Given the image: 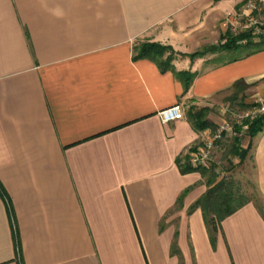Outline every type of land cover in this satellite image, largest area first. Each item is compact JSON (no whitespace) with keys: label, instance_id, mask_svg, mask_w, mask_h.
Wrapping results in <instances>:
<instances>
[{"label":"crops","instance_id":"1","mask_svg":"<svg viewBox=\"0 0 264 264\" xmlns=\"http://www.w3.org/2000/svg\"><path fill=\"white\" fill-rule=\"evenodd\" d=\"M244 2L0 0V264H264V131L239 141L243 161L212 154L258 200L214 244L192 210L206 187L175 163L210 131L191 108L216 127L235 82L242 103L264 98V50L189 58L225 42ZM144 39L182 55L171 68L195 74L186 93L133 59ZM177 104L183 119L162 124Z\"/></svg>","mask_w":264,"mask_h":264},{"label":"trees","instance_id":"2","mask_svg":"<svg viewBox=\"0 0 264 264\" xmlns=\"http://www.w3.org/2000/svg\"><path fill=\"white\" fill-rule=\"evenodd\" d=\"M223 38L225 42L219 46V52L237 51L241 48L242 45L239 43L243 40H246L245 47L250 50L248 55L264 50V41L253 43L250 40V36L245 33L233 34L228 30L225 32ZM132 51L134 60H148L154 63L161 72L171 71L176 80L182 85L184 93L189 90L195 78V74L190 72H174L172 70L171 61L176 55H182L174 53L169 46H163L144 39L138 40ZM213 52L214 49L204 53L200 52L190 55L189 58L194 59ZM247 88L248 87L243 81L235 82L230 89V94L226 98V101L239 105L243 108V110L247 109L250 105L248 106L242 103L243 93ZM204 113V109L194 110L191 108L188 111V119L192 127L195 131H214L216 127L203 119ZM247 125V134H245L242 138L249 137L251 139L256 134L264 131V116L253 121H249ZM242 138H233L219 144V147H225V151L222 152V157L227 158V156H236L240 159V161H243L248 153V150H243L240 147L239 141ZM195 149L196 148L190 150V153L194 152ZM175 163L181 174H187L192 171L198 172L202 179V183L206 187V192L194 204L192 210L200 209L203 223L206 231L208 232L211 244H214V236L224 219L234 214L247 203L251 201H255L256 203L258 202V200L252 196H247V194L242 191V187L239 186V182L233 180L231 176L226 175L227 170L215 162H210L207 167L198 168L191 167L186 158L183 160L177 158ZM183 195L184 193L178 199V205L180 204ZM0 196H4V192L1 187Z\"/></svg>","mask_w":264,"mask_h":264},{"label":"built area","instance_id":"3","mask_svg":"<svg viewBox=\"0 0 264 264\" xmlns=\"http://www.w3.org/2000/svg\"><path fill=\"white\" fill-rule=\"evenodd\" d=\"M224 27L233 34H248L253 43L264 41V0H245L240 13L232 22H226ZM239 44L245 45L246 40ZM222 113L228 119L225 118L214 131H206L200 145L189 154L191 167H207L219 144L247 134L248 122L264 116V98L256 99L240 112H232L228 106H224ZM158 116L162 124H167L182 120L184 114L182 107L177 104L159 112Z\"/></svg>","mask_w":264,"mask_h":264},{"label":"rangeland","instance_id":"4","mask_svg":"<svg viewBox=\"0 0 264 264\" xmlns=\"http://www.w3.org/2000/svg\"><path fill=\"white\" fill-rule=\"evenodd\" d=\"M219 46L216 48V49H214V52L213 53H219ZM212 53V54H213ZM241 53V51L240 50H238L237 51V54L236 55H238V54H240ZM234 54V52L233 53H231V55H233ZM225 106H228L229 107V110H231L232 112H240V111H242L243 110V108H241L239 105H237V104H232V103H230V102H227L226 104H225ZM249 106V105H248ZM225 118L226 119H228L227 118V116H225ZM224 118V119H225ZM223 119V120H224ZM222 120V121H223ZM224 159V158H223ZM223 159H221V161L223 160ZM227 161V160H226ZM222 164H223V162H222ZM224 166V168H229L230 167V164L228 163L227 165H223ZM239 186H241L242 188V191H244L246 194H247V196H252L253 198H255V199H257V194H256V191H255V187H254V185L252 184V183H250L249 181H247V182H245V181H239Z\"/></svg>","mask_w":264,"mask_h":264}]
</instances>
